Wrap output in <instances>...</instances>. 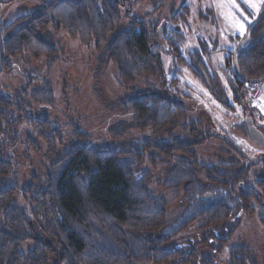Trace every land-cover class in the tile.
I'll list each match as a JSON object with an SVG mask.
<instances>
[{
    "label": "trees",
    "instance_id": "16d2710c",
    "mask_svg": "<svg viewBox=\"0 0 264 264\" xmlns=\"http://www.w3.org/2000/svg\"><path fill=\"white\" fill-rule=\"evenodd\" d=\"M124 1L51 0L41 12L0 24V73L13 71L21 57L36 61L54 58L56 49L45 39L50 28L105 54L124 88L131 87L136 79L161 72L160 55L167 47L175 61L183 64L178 46L168 39L167 44L159 46L162 40L149 36L143 28L137 32V23L109 41L108 36L115 32L121 19L119 9ZM179 19L184 20V14H174L168 22ZM252 32L251 45L237 60L244 80H257L264 74V17ZM170 34L182 41L179 33ZM233 53L234 50L228 52L227 65L233 63ZM191 57L199 61H193L192 73L211 91L213 79L198 54ZM244 80L234 74V81L230 82L233 101L237 103H242L244 97ZM32 98L38 102L50 100V87L45 85L43 90L33 92ZM17 101L0 96V138L25 121L37 130V138L53 159L62 144L58 132L51 131L47 120H27L22 103ZM222 104L227 106L224 101ZM118 106L132 114V125L140 132L150 131L156 136L182 128L202 141L195 124L187 123L183 106L156 91L125 97ZM17 110L23 114L14 119ZM261 131L264 134V125ZM28 143L30 150H39L33 141ZM5 144L0 143V151ZM196 144L168 138L156 146L145 141L142 147L133 146L122 152L75 144L54 160L41 178L32 177L21 198H16L17 168L10 160L0 158V264H213L208 255L177 248L165 251L163 247L194 220H199L203 228H217L232 212H256L251 202L258 204L264 226V179L255 181L252 191L236 195L237 185L248 183V170L234 163L200 164L192 148ZM146 158L153 169L158 163L164 164L165 176L160 185L182 192V209L171 221L166 219V200L152 197L147 190L151 174L147 169L141 170ZM208 192L214 199H205ZM28 241L34 249L24 254L20 247ZM247 254L245 249H231L230 264H244Z\"/></svg>",
    "mask_w": 264,
    "mask_h": 264
},
{
    "label": "rangeland",
    "instance_id": "374dc122",
    "mask_svg": "<svg viewBox=\"0 0 264 264\" xmlns=\"http://www.w3.org/2000/svg\"><path fill=\"white\" fill-rule=\"evenodd\" d=\"M50 1L1 2L0 24L41 12ZM124 3L119 9L121 19L115 32L108 36L109 41L122 32H128L133 23L138 24L137 32L143 28L146 34L157 39L155 31L162 21H166V37L160 44L157 43L163 46L168 39L172 45L178 46L184 58L183 64L179 65L175 61L167 47V51L160 55L161 72L153 77L136 79L131 87L124 88L118 83L116 72L105 54H100L94 46L87 48L64 32L56 33L50 28L45 39L56 49L54 58L36 61L21 57L16 60L13 71L0 73V96L20 101L27 120L49 121L51 131H57L62 141L52 159L46 153V145L37 138V130L25 121L0 138V143L6 142L5 149L0 151V158L10 160L17 168L19 192L16 198H21L22 190L31 184L32 177L41 178L54 160L63 157L72 145L80 143L90 149L108 148L122 152L129 151L133 146L142 147L145 141L156 146L157 143L168 141V138L182 139L198 143L192 148L200 164L215 166L238 162L249 171V186L264 179V149L257 146L242 124L239 112L248 101L244 98L240 104L233 101L234 91L230 82L234 81V69L231 62L227 65L228 52L240 45L247 27L264 12V0H125ZM178 13L184 14L185 19L168 22ZM170 32L182 35V41L173 39ZM194 53L198 54L209 78L213 79L211 91L192 73L190 67L193 61H198L192 59L191 54ZM45 85L50 87L51 99L40 102L33 99L32 93L43 90ZM257 89L256 99L264 106V81L257 83ZM143 91H156L164 98L179 102L186 111L187 123L195 124L202 141L198 142L199 138L190 136L182 128L156 136L150 131L135 129L132 114L122 111L118 104L121 99ZM250 97L255 96L251 94ZM223 101L227 106H223ZM261 110V116L255 121L258 130L264 125V107ZM22 114V111L17 110L14 119ZM213 130L228 136L248 156L262 155L260 164L255 166L245 161L218 138L212 137ZM30 140L39 146L38 151L30 150ZM164 168L163 163H158L153 169L147 158L141 166L142 171L147 169L151 174L148 192L152 197L161 196L166 200V219L171 221L182 209V192L160 185L165 176ZM239 192L237 187L234 193L239 195ZM200 225L199 222L194 223L164 245L163 249L169 251L182 245L183 249L201 253L206 246L199 241L195 232ZM259 228L263 230L257 220L244 216L222 256H212V262L226 264L230 246L240 243L254 254L258 264H264V231ZM186 236L188 238H183ZM20 249L27 254L34 249L33 243L25 242ZM135 264L148 263L138 261Z\"/></svg>",
    "mask_w": 264,
    "mask_h": 264
},
{
    "label": "flooded vegetation",
    "instance_id": "af4514ba",
    "mask_svg": "<svg viewBox=\"0 0 264 264\" xmlns=\"http://www.w3.org/2000/svg\"><path fill=\"white\" fill-rule=\"evenodd\" d=\"M251 25V24H250ZM249 25V26H250ZM248 26V27H249ZM248 29V28H247ZM247 31V30H246ZM156 32V31H155ZM247 33V32H246ZM165 35V34H164ZM246 35V34H245ZM166 36V35H165ZM164 36V37H165ZM245 37V36H244ZM243 37V39H244ZM242 39V40H243ZM240 44V43H239ZM237 49V48H236ZM234 49V51L236 50ZM233 67V63H232V66ZM234 69V67H233ZM236 74L235 73V69L233 71V75ZM237 75V74H236ZM252 87L254 86L255 89H257V84H249L247 82H245V85H243L242 87V94H243V98L246 99L248 101V98L249 96L246 94V88L247 87ZM258 90V89H257ZM257 90L256 92H254L252 95L255 96L254 98H252L253 100H256V101H259L257 103H259V105L257 106V109H255V107H253L250 103V101H248V104H246V107H243L242 110L239 112L241 115H242V124L245 125V129L247 130V124H245V120L247 119V117H250L252 119V122L254 123V125L256 126V123L255 121H257L256 119H259V117L261 116L260 114V111H262L261 109H263V103L259 100V99H256V93H257ZM240 104V103H239ZM264 123V122H263ZM263 127V126H262ZM262 127H260V130L262 129ZM262 132V131H261ZM263 133V132H262ZM264 135V134H263ZM221 141V140H220ZM222 142V141H221ZM224 145L228 146L229 145L227 143H224L222 142ZM258 146V145H257ZM260 147V146H259ZM262 147V146H261ZM232 149V147H229ZM263 148V147H262ZM264 149V148H263ZM233 150V149H232ZM235 152V151H234ZM239 155V154H238ZM240 156V155H239ZM242 157V156H240ZM263 156L261 155V159L260 161L263 159L262 158ZM243 158V157H242ZM245 161H247L248 163H251L249 160L245 159ZM260 161L258 164H252V165H255V166H258L260 164ZM233 164V163H232ZM234 164H237L239 165L240 168H243L245 169L244 167H241L240 166V163H234ZM216 165H224V164H216ZM249 173V171H248ZM237 187L240 189V192L239 194H242L244 191H252V188L254 187L253 186H249L248 183L246 185H237ZM181 192V191H180ZM208 199L207 200H212L214 199V196L213 194H211L210 192H208ZM206 196V195H205ZM251 206L253 208H255L257 211L256 212H251L250 214H246L244 213L242 210H240V212L238 213H234L232 212L231 215H229L230 217L228 218V220L225 222V223H222V225H219L217 226V228H203V225L201 222H199V220H194V222L191 224L193 225L194 223H200L201 225L197 228V230L195 231L196 232V235L198 236L197 238L199 239V241L202 242V244L204 246H206V248H203V250L201 251V253H198L199 255H208L209 256V260L212 262V256H218V258L220 257L219 255L222 256L223 254V250L225 249V247L228 246V244L230 243V238L232 236V234L238 229V227L240 226V223L242 222V220L244 219V216L245 217H248L249 219H252V220H257V224L259 223L260 226L263 228V230H260L261 231H264V226H262V224L260 223L261 222V215L259 214L258 212V204H256L255 202H251ZM251 224V223H250ZM191 225H189L185 230H187ZM252 225V224H251ZM183 230V231H185ZM182 233V232H181ZM180 234V233H179ZM179 234H177L174 238H176ZM195 234V233H194ZM173 238V239H174ZM183 238H188V236L186 237H183ZM172 241V240H171ZM223 245L224 247L220 249V246ZM240 248V249H245L247 250V260H242V262L244 264H258V261L256 260L254 254L252 255L251 252L248 250V248L243 245V244H240V243H237V244H234L232 246H230L229 250H228V253L226 254V261L225 263L226 264H230V252H231V249L233 248ZM174 248H177L181 251H190L191 249H183V246L182 245H178L177 247H174ZM220 249V251H219ZM194 253L195 251L192 250ZM215 264V263H213Z\"/></svg>",
    "mask_w": 264,
    "mask_h": 264
},
{
    "label": "water",
    "instance_id": "95a60500",
    "mask_svg": "<svg viewBox=\"0 0 264 264\" xmlns=\"http://www.w3.org/2000/svg\"><path fill=\"white\" fill-rule=\"evenodd\" d=\"M12 0H8V1H3V2H9ZM264 17V12L257 18L255 19V21L248 27L247 29V33L244 37V39L240 42V45L237 47V49L234 51L233 55V67L235 69V73L237 74L238 78H240L241 80H244V78H242L240 72H239V67H237V60L238 58L241 56V54L244 53L245 50H247V48L251 45V36H252V31L255 29V26L257 25V23ZM168 24L166 21H162V23H160V25L157 27L156 32H155V36H157V38L159 40H162L163 37L165 36V32H166V28H167ZM1 37H0V71L2 69V54H1ZM204 76V80H206L205 75ZM245 82L249 83V84H257L259 82L264 81V74L260 77L257 78V80H248L245 79ZM206 82L208 83V81L206 80ZM245 124H247V133L248 135H250V137L252 138V140L258 145V146H262L264 148V135L261 132V130H258L256 128V126L254 125V123L252 122V119L250 117H247V119L245 120ZM211 136L218 138L219 140H221L224 143H227L229 145V147H232V149L238 153L240 156H242L243 158L249 160L252 164H258L260 159H261V155L258 157H252V156H248L246 152H244L240 147L236 146L234 144V142L228 137V136H224L221 133H219L216 130H213L211 132ZM209 195L205 196V199H208Z\"/></svg>",
    "mask_w": 264,
    "mask_h": 264
},
{
    "label": "built area",
    "instance_id": "2783aa9c",
    "mask_svg": "<svg viewBox=\"0 0 264 264\" xmlns=\"http://www.w3.org/2000/svg\"><path fill=\"white\" fill-rule=\"evenodd\" d=\"M256 90L257 89H255L254 86H252V87L249 86L246 88V94L249 96L248 101H250L251 105L253 107H255V109H257V106L259 105V103H257L259 101L253 100L252 98H250V95L253 94L254 92H256Z\"/></svg>",
    "mask_w": 264,
    "mask_h": 264
}]
</instances>
